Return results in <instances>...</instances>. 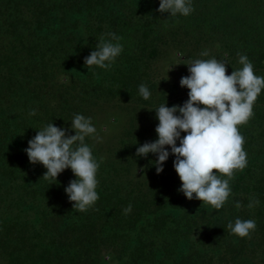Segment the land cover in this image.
<instances>
[{
	"label": "trees",
	"instance_id": "16d2710c",
	"mask_svg": "<svg viewBox=\"0 0 264 264\" xmlns=\"http://www.w3.org/2000/svg\"><path fill=\"white\" fill-rule=\"evenodd\" d=\"M192 6L190 15L173 16L157 11L159 0H0V264H264V89L252 118L239 126L247 166L235 172L220 210L179 192L171 154L160 174L154 154L136 156L137 147L157 139L158 107L188 99V89L156 74L160 59L176 56L171 70L215 58L230 75L244 54L264 76V0ZM108 33L120 37L112 42L123 51L108 69L86 68ZM113 101L144 108V119L104 148L86 137L100 165L99 199L81 212L65 194L72 171L42 178L46 169L30 164L25 149L47 124L74 135L75 114L89 117ZM253 200L259 203L249 208ZM237 218L256 221L249 237L227 229Z\"/></svg>",
	"mask_w": 264,
	"mask_h": 264
},
{
	"label": "clouds",
	"instance_id": "9594fccd",
	"mask_svg": "<svg viewBox=\"0 0 264 264\" xmlns=\"http://www.w3.org/2000/svg\"><path fill=\"white\" fill-rule=\"evenodd\" d=\"M157 11L188 16L194 8L192 0H159ZM106 35L108 39L101 36L85 58L86 68L108 69L123 51L120 43L112 42L119 41L120 37L114 33ZM208 55V51L201 53L204 57ZM238 55L242 67L232 70L230 75L226 74L227 64L215 58L190 60L186 65L189 75L179 81L181 88L188 89L187 101L182 106L167 107L165 103L159 106L155 111L157 139L136 149L138 157H147L150 153L156 156L157 174L163 171L162 165L169 155L174 156V171L181 182L179 192L187 200L195 198L215 210H220L230 197V181L235 172L247 166L245 141L239 126L252 118L254 103L264 89V76L255 74L247 55ZM138 91L145 100L151 96L143 83ZM35 114V110L30 112ZM71 131L75 134L68 135L67 130L49 123L36 131L25 152L30 164H40L46 169L42 178L56 181L59 174L70 169L76 179L69 182L65 194L73 208L85 212L99 199L96 174L100 166L85 139L94 137L99 142L100 138L95 136L91 118L81 114H75L71 120ZM181 133H185L183 138ZM258 203L253 200L248 207ZM235 207L239 209L243 205L237 201ZM131 210L129 204L124 212L128 214ZM255 228L254 219L237 218L227 224L230 233L238 238L249 237ZM105 258L110 256L106 254Z\"/></svg>",
	"mask_w": 264,
	"mask_h": 264
},
{
	"label": "rangeland",
	"instance_id": "374dc122",
	"mask_svg": "<svg viewBox=\"0 0 264 264\" xmlns=\"http://www.w3.org/2000/svg\"><path fill=\"white\" fill-rule=\"evenodd\" d=\"M175 58L176 56L171 59L170 57L162 58L154 64V68L158 76L166 77L179 83L180 79L188 76L189 73L186 65L174 66L171 70L167 68V64ZM178 61L181 60L178 59ZM177 70H179V74L170 73ZM143 113L144 108L127 102L113 101L100 103L89 113L92 124L96 128L95 136L100 138L99 142L94 138V144L102 148L110 146L111 143L114 144L117 140L121 139L128 129L140 126L144 119Z\"/></svg>",
	"mask_w": 264,
	"mask_h": 264
}]
</instances>
